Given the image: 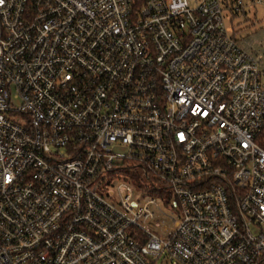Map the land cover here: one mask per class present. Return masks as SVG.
Returning <instances> with one entry per match:
<instances>
[{
	"label": "built area",
	"instance_id": "1",
	"mask_svg": "<svg viewBox=\"0 0 264 264\" xmlns=\"http://www.w3.org/2000/svg\"><path fill=\"white\" fill-rule=\"evenodd\" d=\"M223 4L0 0V264H264V70Z\"/></svg>",
	"mask_w": 264,
	"mask_h": 264
},
{
	"label": "rangeland",
	"instance_id": "2",
	"mask_svg": "<svg viewBox=\"0 0 264 264\" xmlns=\"http://www.w3.org/2000/svg\"><path fill=\"white\" fill-rule=\"evenodd\" d=\"M188 1L191 6L194 5V0ZM232 4H236V0H227V5L222 6L228 33L233 34L240 46L248 49L258 58L259 65L264 70V4L257 3L256 0H240L242 11L230 10ZM136 170L142 173L140 168ZM250 227L252 230L254 227L257 228L253 223ZM154 264L182 263L171 262L162 255Z\"/></svg>",
	"mask_w": 264,
	"mask_h": 264
},
{
	"label": "trees",
	"instance_id": "3",
	"mask_svg": "<svg viewBox=\"0 0 264 264\" xmlns=\"http://www.w3.org/2000/svg\"><path fill=\"white\" fill-rule=\"evenodd\" d=\"M257 143L264 148V127L256 137Z\"/></svg>",
	"mask_w": 264,
	"mask_h": 264
}]
</instances>
